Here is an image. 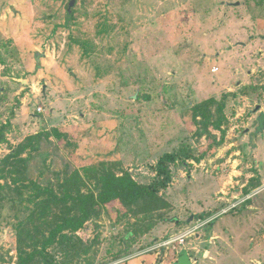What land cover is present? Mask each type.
I'll use <instances>...</instances> for the list:
<instances>
[{
  "label": "rangeland",
  "instance_id": "obj_1",
  "mask_svg": "<svg viewBox=\"0 0 264 264\" xmlns=\"http://www.w3.org/2000/svg\"><path fill=\"white\" fill-rule=\"evenodd\" d=\"M69 3L0 0V166L50 133L21 156L30 180L60 193L79 172L88 192V169L106 164L173 207L148 217L112 204L41 254L38 231L60 209L35 216L14 202L31 191L12 194L0 175V264H20V246L27 264H174L183 250L193 264H264V0H77L67 22ZM212 99V118L195 119ZM189 230L186 245L163 246Z\"/></svg>",
  "mask_w": 264,
  "mask_h": 264
},
{
  "label": "trees",
  "instance_id": "obj_2",
  "mask_svg": "<svg viewBox=\"0 0 264 264\" xmlns=\"http://www.w3.org/2000/svg\"><path fill=\"white\" fill-rule=\"evenodd\" d=\"M73 17L74 9L70 13L68 5L67 22L72 21ZM216 103V100L212 99L196 106L194 109L195 119L202 117L204 120H210L212 116H208L205 112L210 111V107L216 105ZM224 109L225 102H222L217 107V114H224ZM221 118H223V115ZM221 123V121L213 122L214 129L221 131ZM53 133L58 134L59 130L54 129ZM202 133V135H208L210 138L213 137L212 139H215L214 143L216 142L218 146L222 144L217 143L218 138L214 137L212 132L209 131L208 126L204 127ZM50 135V133H41L38 137H30L18 149L13 150L0 166V175L7 184L9 185L11 180L14 182L12 183L14 189L10 187L12 194L13 191L19 194L24 190L31 191L32 193L27 199L15 200V203H34L37 206L34 215L40 218L51 211L53 206L59 208L61 211L60 215H58L59 219L54 222L55 227L50 230L48 235L38 231L39 237L44 240L41 254H44L47 248L56 244L58 239L63 244L72 242L71 235L66 232L73 235L80 230L86 229L87 223L96 221L102 215L103 210L112 204L118 203L132 212L136 211L139 215H147L148 217L152 213L172 206L171 203L159 195L160 188L156 185H141L134 180L129 172H122L119 175L106 164H103L100 169H88V173H92V181H94L93 189L88 192H83L78 187L77 181L80 180L79 172H76L72 179L66 177L63 184L60 183L58 188L60 193H58L57 189L42 186L40 183L30 180L25 174L29 162L27 159H22L21 156L27 151H38L40 149V141L43 140L44 136ZM174 161V156L167 155L157 165L159 174L166 175L168 181L170 172L168 162ZM162 186L166 187L165 183H162ZM2 190H4V187L0 186V191ZM249 191L247 190V193ZM150 219L152 220L153 218L150 217ZM164 220L165 218L163 217L158 219L159 222ZM156 223L148 225L146 233L151 231L157 225ZM29 260V255L26 256V253L20 246V264H27Z\"/></svg>",
  "mask_w": 264,
  "mask_h": 264
},
{
  "label": "water",
  "instance_id": "obj_3",
  "mask_svg": "<svg viewBox=\"0 0 264 264\" xmlns=\"http://www.w3.org/2000/svg\"><path fill=\"white\" fill-rule=\"evenodd\" d=\"M77 5V0H70L69 3V12L71 13L73 9ZM260 110V108H258ZM255 127L257 128V134H262L264 133V113H261L260 117L258 120L255 122ZM175 264H193V261L190 257V254L187 250H183L180 253V258Z\"/></svg>",
  "mask_w": 264,
  "mask_h": 264
},
{
  "label": "built area",
  "instance_id": "obj_4",
  "mask_svg": "<svg viewBox=\"0 0 264 264\" xmlns=\"http://www.w3.org/2000/svg\"><path fill=\"white\" fill-rule=\"evenodd\" d=\"M39 110L42 111V109H39ZM193 233H194L193 230H189L188 232H186L185 234L181 235L180 237L171 238L168 241L164 242L163 246L164 247H169V246H171V245H173L175 243H179L181 245H185L187 238H189L190 234H193ZM174 249L176 250L177 247H174Z\"/></svg>",
  "mask_w": 264,
  "mask_h": 264
},
{
  "label": "crops",
  "instance_id": "obj_5",
  "mask_svg": "<svg viewBox=\"0 0 264 264\" xmlns=\"http://www.w3.org/2000/svg\"><path fill=\"white\" fill-rule=\"evenodd\" d=\"M186 243H187V240H186ZM185 245H186V244H185ZM181 250H182V249H181ZM181 250H180V251H181Z\"/></svg>",
  "mask_w": 264,
  "mask_h": 264
},
{
  "label": "flooded vegetation",
  "instance_id": "obj_6",
  "mask_svg": "<svg viewBox=\"0 0 264 264\" xmlns=\"http://www.w3.org/2000/svg\"><path fill=\"white\" fill-rule=\"evenodd\" d=\"M179 258H180V255H179ZM179 258H178V259H179ZM191 259H192V258H191ZM174 264H175V263H174Z\"/></svg>",
  "mask_w": 264,
  "mask_h": 264
}]
</instances>
